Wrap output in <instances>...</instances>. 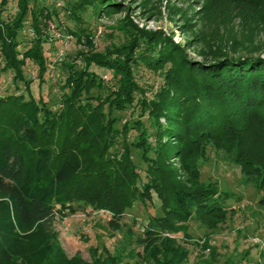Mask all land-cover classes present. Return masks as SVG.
Here are the masks:
<instances>
[{
    "label": "trees",
    "instance_id": "obj_1",
    "mask_svg": "<svg viewBox=\"0 0 264 264\" xmlns=\"http://www.w3.org/2000/svg\"><path fill=\"white\" fill-rule=\"evenodd\" d=\"M10 1L0 2V78L13 73L28 95L0 96V264H74L49 235L61 211L105 209L112 224H119L138 203L161 209L148 214L137 238L142 260L184 264L189 249L166 234L189 237L180 222L196 218L213 229L232 212L216 181L199 180L208 147L240 168L242 183L264 191V56L183 59L159 31L134 24L121 28L122 42L101 51L90 21L112 12L109 0H13L17 10L4 16ZM263 2L212 0V8L245 19L264 14ZM61 9L74 22L66 29L81 49L62 62L57 108L33 95L25 67L35 63L45 81L50 22ZM28 21L32 36L21 47ZM162 41L167 50L159 47ZM140 66L158 74L157 88L138 75ZM97 68L110 71L115 83H107ZM172 159L182 161L189 184ZM208 247L213 263L209 256L204 264H214L221 253L211 242ZM94 249L92 264L121 260L107 247L100 255Z\"/></svg>",
    "mask_w": 264,
    "mask_h": 264
},
{
    "label": "rangeland",
    "instance_id": "obj_2",
    "mask_svg": "<svg viewBox=\"0 0 264 264\" xmlns=\"http://www.w3.org/2000/svg\"><path fill=\"white\" fill-rule=\"evenodd\" d=\"M109 1L115 5L111 8L112 12L101 14V17L90 21L97 50H104L112 42H122L121 28L125 24H134L146 31H159L167 39L164 41H171L181 50L177 55L183 59L209 62L225 54L235 57L248 53L264 56V14L260 11L253 18L244 19L234 10L231 13L217 12V9L212 8V0ZM48 2L52 4L54 0ZM56 3V7H62V2ZM8 7L9 10L4 12V16L14 14L17 10L13 0ZM66 17L61 9L60 16L50 22L56 27L54 30L50 29L52 41L45 46L48 59L45 81L41 84L35 63L27 61L25 67L27 78L33 79V95L37 99L44 98L57 108L61 97L60 84L65 76L62 62L73 59L81 49L76 37L66 29L67 25L75 27V24ZM29 23L30 21L21 33V47L32 36ZM164 41L159 47L167 50L168 44ZM141 67L143 66H140L138 75L142 76L143 81L146 79L156 83L157 88L161 82L158 74ZM97 69L107 83H115L110 71ZM12 78L11 72L1 76L0 96L8 93L28 95L24 83L19 82L18 88ZM162 122L165 123V120L162 119ZM218 153L208 147L207 154L200 159L202 177L199 180L206 184L216 181L218 191L228 194L227 205L232 212L213 229L193 218L178 224L186 229L189 237L184 238L182 232L166 236L177 238L189 249V258L184 264H204V260L211 257L209 242L221 253L214 264L226 260L235 264H264V201L260 200L264 191H259L254 184L242 183L240 168L226 161L222 153ZM172 161L177 175L185 184H189L192 180H189L182 161ZM151 212L160 213L161 209H150L138 203L132 211H127L119 224H112L111 213L105 209L61 211L56 216L49 235L58 240L66 260L73 261L74 264H92L96 254L92 250L95 248L94 251L100 255L104 247L121 259L117 264H147L141 257L143 246L136 241L143 234L148 223V214ZM210 260L213 263L212 257Z\"/></svg>",
    "mask_w": 264,
    "mask_h": 264
},
{
    "label": "built area",
    "instance_id": "obj_3",
    "mask_svg": "<svg viewBox=\"0 0 264 264\" xmlns=\"http://www.w3.org/2000/svg\"><path fill=\"white\" fill-rule=\"evenodd\" d=\"M54 27H55L54 25H51V26H50V29H51V30H54Z\"/></svg>",
    "mask_w": 264,
    "mask_h": 264
}]
</instances>
